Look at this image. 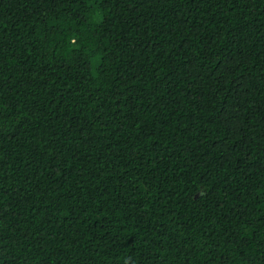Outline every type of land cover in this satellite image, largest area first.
<instances>
[{"label": "trees", "instance_id": "obj_1", "mask_svg": "<svg viewBox=\"0 0 264 264\" xmlns=\"http://www.w3.org/2000/svg\"><path fill=\"white\" fill-rule=\"evenodd\" d=\"M0 264H264V0H0Z\"/></svg>", "mask_w": 264, "mask_h": 264}, {"label": "rangeland", "instance_id": "obj_2", "mask_svg": "<svg viewBox=\"0 0 264 264\" xmlns=\"http://www.w3.org/2000/svg\"><path fill=\"white\" fill-rule=\"evenodd\" d=\"M99 60V58H95L94 59V62H93V70H95L96 68V62Z\"/></svg>", "mask_w": 264, "mask_h": 264}]
</instances>
